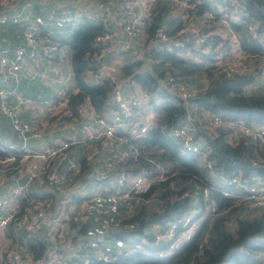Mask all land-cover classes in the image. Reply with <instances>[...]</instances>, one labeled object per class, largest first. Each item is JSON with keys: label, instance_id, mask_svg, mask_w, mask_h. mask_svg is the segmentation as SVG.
<instances>
[{"label": "trees", "instance_id": "16d2710c", "mask_svg": "<svg viewBox=\"0 0 264 264\" xmlns=\"http://www.w3.org/2000/svg\"><path fill=\"white\" fill-rule=\"evenodd\" d=\"M128 1L132 0H113L115 6L129 4ZM217 5L224 9H216ZM232 6L239 8L241 14L234 18L223 15ZM23 9L42 18L36 33L38 37L46 24L51 23L47 12L37 5ZM135 10L123 11L119 14L121 20L131 21ZM146 11V16L140 19L143 21L140 31L131 21V35L121 42L123 48L117 52H135L142 48V45L132 44L138 32L143 34L145 43L150 41L149 46L143 49L141 58L128 59L119 65L113 79L99 72L108 66L107 56L101 55L106 50V36L111 32L105 19L98 16L89 21L82 15L71 18L72 22L68 23L63 20L64 16L60 17L67 33L58 41L67 48L76 87L65 95L61 109L66 111L64 119L74 121L75 125L82 124L85 117L80 112L84 104L92 110V118H104L109 95L118 83H122L123 89L125 86L129 89L131 83L138 84L146 95V104L157 118L156 124L147 127L141 135L132 136L116 126L104 147L100 145L103 137L85 139L82 143L70 144L62 159L52 161L54 170L64 176L62 189L70 191L74 184L82 185L81 189L63 197L68 198L66 206L78 207L86 199L80 193L87 183L98 189L100 199H105L106 212L76 211V208L62 220L64 240L73 246L69 255L61 253L63 260L66 264H82V259L87 260L85 264H256L264 254V207H248L243 200L224 195L222 190L227 184L221 185V180L214 182L197 157L198 153H205L214 176L236 179L242 186L264 187V135L258 138L238 134L234 138L229 128L221 125L213 126L214 131L207 128L212 115L228 121L240 119L246 125L256 123L264 128V90L245 92V87L256 81L264 69V0H151ZM248 25L253 32L247 30ZM22 26L7 23L0 28L14 30L18 40ZM157 28L164 39L155 32ZM96 36L105 38L95 41ZM125 40L128 42L124 43ZM233 40L245 56L249 53L256 58L263 57L261 64L256 61L252 69L244 59L239 72L229 71L225 66L233 60L229 48ZM84 70L93 74L95 81L83 80ZM15 90L19 92L18 85ZM193 117L197 120L191 123ZM186 123L192 131L189 142L196 146L197 154L181 150V142L173 134L174 128ZM15 137L0 133V138L20 143ZM87 144L96 148L92 155ZM2 146L0 143V155H8L9 150H3ZM124 150H129L127 155L117 160L116 154ZM69 162L75 163L76 170L69 167ZM94 171L102 177L98 179ZM117 172L123 175L119 183L116 182ZM135 175L152 178L147 189L121 196L129 189L130 179ZM57 190L29 183L26 198L30 201L21 203L16 217L39 204L52 219L60 204L58 200L63 196L58 192L61 190ZM210 201L214 210L210 209ZM191 210L197 213L192 215ZM184 217L185 223L200 219L187 239L174 243L179 231L188 226L182 223ZM104 219L111 228L107 238L101 237L99 241V237L91 236V229L99 227ZM171 222L175 227L168 237ZM43 224L34 232L13 222L6 227L5 235L22 261L24 257L40 263L49 259L47 252L53 248H48ZM150 226L155 229L150 231ZM154 232L160 233L157 239ZM118 245L123 246L120 251L124 253H118ZM99 253L105 254L107 260L97 259Z\"/></svg>", "mask_w": 264, "mask_h": 264}, {"label": "built area", "instance_id": "2783aa9c", "mask_svg": "<svg viewBox=\"0 0 264 264\" xmlns=\"http://www.w3.org/2000/svg\"><path fill=\"white\" fill-rule=\"evenodd\" d=\"M70 19L71 18H68L67 16L63 18L64 21H70ZM48 20L50 19L48 18ZM7 23L23 25V28L21 29V34L17 42L13 44L7 42L4 45H0V114L7 118L11 131H13L17 138H19L20 143L0 138V143L3 144L2 149L9 150L8 155H0V234L5 233L6 227L11 222H13V225H21L30 232L37 231L41 227L46 211H44V208L39 204H34L31 210L24 212L18 218L15 215L19 211L21 203L24 201H30L26 198L27 185L33 182L37 184V181L41 180L42 183H40V185L43 187H46L49 190H61L64 187V176L62 173H57L54 170L52 161L62 159L66 153V148L70 144L77 143L83 138L89 139L88 137L91 136V134L87 132L79 137L74 132L70 131L65 138L51 144L45 141L42 131L36 127V125L20 117L12 99H19L20 93L15 90V86L19 84L23 62L25 60L34 59L38 54L36 33L38 25L42 23V18L39 15L31 14L27 9L16 10L14 0H0V25ZM131 28L132 22L130 24L128 21H125L123 29L127 36L131 35ZM247 30L253 32L252 26L248 25ZM155 32L158 33L162 39L165 38L159 33V28H157ZM103 38H105V36H96L94 40L99 41ZM50 49V46L44 45L40 50L41 55L47 56ZM230 53L233 56V60L232 62H228L225 67H228L229 71L233 70L237 72L239 70L238 67H243L241 63L244 64L245 55L237 47V43L234 40L231 43ZM113 71L114 67L112 65H105L99 72L101 76L113 79ZM183 95L187 96L188 93L183 92ZM141 96L146 100V95L144 93H142ZM110 99L115 103V108H113L112 113L116 121H113L112 119L107 121L105 118L91 117L95 123L102 126V129L99 132L100 135H98L106 139H109L112 136V132L116 126L119 128L127 126L128 119L130 118L131 113L136 112V107L138 106L139 101V97L138 100L135 96L123 97L117 88V84L111 90L109 95V100ZM209 117V120L213 125H221L229 129L236 128L238 132L237 134L240 136L263 138L264 128L259 124L253 123L254 125H246L240 119L228 121L219 118L217 115ZM188 127L189 125L187 123L176 127L173 130V134L179 138L181 142V150L197 154L196 146L189 142L192 138V131L188 130ZM145 129L146 128L144 127H139L132 131V133L135 136L141 135ZM28 136L36 138L37 143L39 142V144L37 146H26L23 143V140ZM128 151L129 150H124L121 153L116 154V159L118 160L122 156L127 155ZM198 154L199 163L204 164L209 175L216 180L217 178L221 180V185L227 184L225 186L227 187L226 189L222 190L221 188L224 195L231 196L237 200H243L248 207H264V187L258 188L252 184L242 186L236 179L223 178L221 175L214 176L216 174L211 170L210 160L205 158V153L202 152ZM107 165L109 166V163H107ZM69 167L76 170L75 163L69 162ZM117 175H119V172H117ZM20 177H24V182L21 184L17 182ZM122 177L123 175L120 173L116 178V182L119 183ZM151 180L152 178L149 179L142 175L133 176L130 179L131 184L129 189L124 191L121 196H127L130 192L136 194L145 191ZM262 183L264 184V180ZM38 185L39 184H37V187ZM81 186L82 185L79 186L76 183L72 187L73 190L77 191V189H81ZM240 186L243 188L235 191L233 190ZM104 200V198L100 199L98 196L90 197L80 211H94L96 213L106 212V209L103 208ZM209 204L210 209L214 210L213 201H210ZM47 214H49V212H47ZM85 215H83V217H85ZM185 221L186 219H184L182 223L184 224ZM173 227H175V223L171 222L168 227L170 229L166 236L171 237L169 232ZM192 231L193 230L188 228L182 229L179 231L178 236H175V239H187ZM154 235L157 239L160 233L154 232ZM97 259L100 261H106L107 257L105 254L99 253ZM49 261H51V259L42 264H51ZM2 262L3 263L0 264H21V255L15 248L6 249L3 254ZM85 263H87V260L82 259V264ZM256 264H264V254L261 257V260Z\"/></svg>", "mask_w": 264, "mask_h": 264}, {"label": "crops", "instance_id": "0c3cea01", "mask_svg": "<svg viewBox=\"0 0 264 264\" xmlns=\"http://www.w3.org/2000/svg\"><path fill=\"white\" fill-rule=\"evenodd\" d=\"M102 1L103 0L14 1V6L16 10H19L20 8L23 9L28 5H37L40 9L47 12L48 18H50L51 20V23L46 24L47 27L43 29V33L37 37L38 54L34 59L25 60L22 64V73L18 84V89L21 93V96L19 95V99L14 98L13 101V103L16 105V110L20 117L36 125V127H38L42 131L45 141L48 143L53 144L65 138L67 133L70 131L74 132L79 137L83 136L87 132L91 135L94 134L93 137H88L89 140H94L98 139L95 136L101 131L100 125L95 123V121H93V119L91 118L92 110L87 104L82 106L80 112V115L85 117L82 120V124L75 125L74 121L72 123V121H66L64 119L66 111L61 109L64 107L65 104V95L67 94V92L75 91L76 87L74 85L70 72L67 48L64 46V44H61V42L58 41V38L64 37L67 33L65 29H63V26L61 24V16L65 17L70 15L74 18H77L79 16L85 15L86 17H88L89 21H94L95 19H97L96 17L98 16L105 19V22H107V24L109 25V29H111V32L106 36V50L104 49L105 52L101 55L104 57L107 56L106 60L108 61V65L114 66L113 78L115 77V75L117 76L119 65H121L128 59L141 58L142 55H140V52H143V49H147L149 46L150 41L148 40L147 43H145L143 34L141 32H138V38H136V40H134L133 42L129 40V44L132 42V44H135L136 46L142 45V48L138 49L139 51L136 50L135 52L125 51L122 53H118L117 51L122 50L123 48L121 47L122 45H120L121 42H123L124 39H128L125 32H123L121 26L122 18H120L119 16V14H122L123 11L127 12L128 4L124 3L123 5L119 4L118 6H115L116 2H113V0H105L104 2ZM149 3L148 5L143 7L142 11L137 13L134 12L135 17H133L135 19L136 25L139 28V31L140 27H142L143 25V21H141L140 19L146 16V10L149 6ZM134 8H139L138 3L135 4ZM175 13L176 10L173 11V15ZM1 32L2 34H0V42H15L18 38V34L15 33L14 30L1 27L0 33ZM216 33L219 34V31H216ZM52 34H54L56 37L53 40H49L48 38ZM127 42L128 41L124 43ZM3 43H0V45ZM44 45L51 47L47 56L41 55L40 52ZM81 78L86 82L95 81V76L87 70H84L81 73ZM118 78L119 77H117V79ZM130 87L131 89L128 90L125 86L126 94H132L134 92H137V95H141L143 93L140 90L138 84L131 83ZM257 90H264V69H261V72H259L256 81H253L250 85L245 87V92L250 91L251 93ZM112 109L113 108L111 107V105H107L103 114H109ZM203 114H205V112H203ZM149 117H154V115ZM4 118L0 114V133L2 132L5 137L7 136L10 138L11 136H16L15 133L11 131L7 119L5 118V120ZM142 118L144 117L142 116ZM16 138L17 136L14 139ZM85 139L86 138L81 139V143L85 141ZM105 142L106 141L102 139V141L100 142L101 147H104ZM38 144L39 142H36V144L33 146H37ZM86 147H89L92 150L90 154H92V152H96V148L94 146H89V144H87ZM93 173V175L97 176L98 179L102 177L97 171H94ZM38 187L43 188V186L40 184L38 185ZM97 187L99 188V184ZM70 191L74 192V190L72 189ZM70 191L65 190V188L61 191H58L63 195L62 198L60 197V199L58 200L60 205L68 201V198L63 197L67 196ZM80 194L86 199L83 200L78 205V207L73 204H67L65 210L66 212L74 211L76 210V208H78V210L76 211L83 209L87 198L97 197V194H99V192L95 186H91L87 183V186L83 187V190ZM69 205H71L72 207L69 208ZM56 210H60V214L56 220L49 219L48 217L50 216V213L47 215V212L45 218L42 220V223H44L43 232L47 237V243H49L48 248H53V251H48L47 255L49 258L48 260L51 259V261H49L51 264H66L63 260V255L61 253L65 252L66 255H69L68 252L69 250H71V248H73V246H70V244L68 245V242L64 240V225L62 223V220L65 218L66 212L63 210V208H60L59 205L58 209ZM109 228H111V226L108 227L106 221L103 220L100 223V226L94 229L98 231H95L94 233L92 232L91 236L99 237L100 241L101 232L99 231H105L108 229V236ZM91 230L93 231V229ZM105 232L103 235H105ZM88 234L90 235L89 232ZM102 240L104 241V239ZM92 244H94L93 241ZM7 247L14 248V246L10 242V239L6 237L5 233H2L0 234V254L2 253V257L0 256V263H3V254ZM22 264L42 263H40L38 260H31L29 257H24Z\"/></svg>", "mask_w": 264, "mask_h": 264}, {"label": "rangeland", "instance_id": "374dc122", "mask_svg": "<svg viewBox=\"0 0 264 264\" xmlns=\"http://www.w3.org/2000/svg\"><path fill=\"white\" fill-rule=\"evenodd\" d=\"M105 0H103L102 2H104ZM151 0H132V1H128V5H130L129 7H128V9H127V12L126 13H128V12H131V8H134V6H135V4H137L138 3V6H139V8L138 9H136L134 12H140V11H142V9H143V7L144 6H146V5H148V3L150 2ZM13 3V2H12ZM180 6H182L183 4L181 3V4H179ZM137 7V6H136ZM216 9H219L220 11H222V9H224L223 7H221V6H219V5H217L216 6ZM226 9V8H225ZM134 12H133V16H134ZM226 14H228L230 17H237V16H239L240 14H241V12H240V9L239 8H236V7H234V6H232V7H228L224 12H223V15H226ZM110 16V15H109ZM68 18H74L73 16H67ZM135 17V16H134ZM134 17H132L130 20L133 22V24H135V19H134ZM108 18V17H107ZM182 18H185V15H183L182 16ZM71 20V19H70ZM131 21H128L130 24H131ZM72 21H69L68 23H71ZM215 24L217 23V22H214ZM73 24V23H72ZM123 25H124V22L121 20V26H122V29H123ZM123 32H124V29H123ZM218 32V31H217ZM56 36L54 35V34H52L48 39L49 40H53L54 38H55ZM49 43V42H48ZM231 48V47H230ZM142 54V52H140V55ZM250 55H252V54H247L246 56H245V61H246V63H247V65L248 66H251L252 67V69H254V65H255V63H256V61H258L259 60V63L261 64V61H262V59H263V57L261 58V57H259V56H257V58H256V55H252V57H250ZM259 58H261V59H259ZM264 60V59H263ZM258 70L260 69V68H257ZM122 85V83H118L117 84V88H118V90L120 91V94L123 96V97H130V96H135L136 98H137V100H138V97H139V101H138V106L136 107V112L135 113H131V115H130V118L128 119V123H127V126L126 127H124V128H121V129H123L124 131H127L129 134H131L132 136H135L133 133H132V131H134V130H136V129H138L139 127H144V128H147V127H149V126H154L155 124H156V122H157V118H156V116L154 115V113L151 111V109L148 107V105L146 104V101L147 100H145V98L143 97V96H141V95H137V92H134V93H132V94H126V91H125V87H124V89H123V86H121ZM128 88L129 89H131V87H129L128 86ZM128 89V90H129ZM120 96V95H119ZM118 101H119V99H118ZM108 104L109 105H114L115 103L110 99L109 101H108ZM84 105H86V104H84ZM199 113V112H198ZM152 115H154V117H149V116H152ZM205 115H206V113H205ZM203 116V117H206V116ZM142 116L144 117V118H142ZM198 116V115H197ZM104 118L107 120V121H109V120H113V121H116L115 120V118H114V116H113V113L110 111V113L109 114H105L104 115ZM196 119V117H193V119H191L190 121H191V123L194 121ZM197 120V119H196ZM207 120H208V118H207ZM210 122V121H209ZM98 125H100V124H98ZM213 126H215V125H213L211 122H210V124H207V128H209L210 130L209 131H212L213 129H214V127ZM100 127H101V129H102V126L100 125ZM230 131H231V133H232V137H234V138H237L238 137V134H237V130H236V128H234V129H229ZM214 131V130H213ZM113 133V132H112ZM93 135L94 134H92L91 136H90V138L91 137H93ZM100 135V134H99ZM98 134L95 136L96 138H100L101 136H99ZM104 141H106V139L104 138ZM117 141H119V138H117ZM107 142V141H106ZM105 142V143H106ZM94 152H92V154H93ZM91 154V155H92ZM212 180L214 181V182H218V178H217V180L215 179V178H212ZM40 183H42L41 182V180H38L37 181V184H40ZM71 190V189H70ZM75 191V190H74ZM237 200V199H236ZM62 205H60L59 204V207H61ZM69 208H71L72 206L71 205H69L68 206ZM207 207V206H206ZM206 207H205V209H206ZM63 210L65 211L66 210V204L64 203L63 204ZM59 211L60 210H56L55 212H54V218H52V219H57V217L59 216ZM66 212V211H65ZM69 212H66L65 214L67 215ZM190 213H192V215L193 214H195V213H197V211L196 210H191L190 211ZM48 215V214H47ZM66 217V216H65ZM201 217H204V216H200V218ZM200 218H197V219H195V220H193L192 222H186L185 224H188V226H187V228L188 229H190V230H194L195 229V226H196V222H198L199 221V219ZM105 220V219H104ZM106 221V220H105ZM106 223H107V221H106ZM110 227V226H109ZM150 231H152V230H154L155 229V226H150ZM108 230V229H107ZM107 230H105V231H99V232H101V235H100V238L101 237H106L107 238V233H108V231ZM95 231H98V230H93L92 232L94 233ZM104 232H105V235H103L104 234ZM175 239V238H174ZM173 241H175L174 243H176V239L175 240H173ZM120 247H122L123 248V246L122 245H118V253H120V254H122V253H124L123 251H120ZM6 249H13V248H10V247H7ZM5 249V250H6ZM120 251V252H119ZM168 251V250H167ZM169 252V251H168ZM0 256L2 257V253L0 254Z\"/></svg>", "mask_w": 264, "mask_h": 264}, {"label": "water", "instance_id": "95a60500", "mask_svg": "<svg viewBox=\"0 0 264 264\" xmlns=\"http://www.w3.org/2000/svg\"><path fill=\"white\" fill-rule=\"evenodd\" d=\"M37 142V139L36 138H33V137H26L24 140H23V143L26 145V146H33L35 145ZM19 184L23 183L24 182V177H20L17 181Z\"/></svg>", "mask_w": 264, "mask_h": 264}, {"label": "clouds", "instance_id": "9594fccd", "mask_svg": "<svg viewBox=\"0 0 264 264\" xmlns=\"http://www.w3.org/2000/svg\"><path fill=\"white\" fill-rule=\"evenodd\" d=\"M113 108H115V105L113 106ZM112 111H113V109L111 110V112H112ZM102 118H103V117H102ZM103 138H104V137H103ZM197 160H198V162H199V158H198V157H197ZM212 178H213V177H212ZM220 191H221V189H220ZM206 193H208L207 190H206ZM184 219H185V217L182 219V222L184 221ZM260 260H261V259H260ZM260 260H259V261H260Z\"/></svg>", "mask_w": 264, "mask_h": 264}]
</instances>
